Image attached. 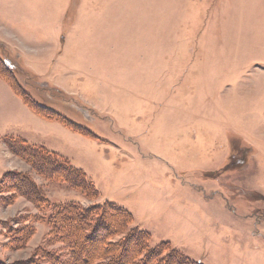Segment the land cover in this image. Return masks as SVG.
I'll list each match as a JSON object with an SVG mask.
<instances>
[{
  "label": "rangeland",
  "instance_id": "1",
  "mask_svg": "<svg viewBox=\"0 0 264 264\" xmlns=\"http://www.w3.org/2000/svg\"><path fill=\"white\" fill-rule=\"evenodd\" d=\"M1 59L0 264H65L45 219L65 203L124 208L109 239L141 230L160 256L264 264V0H0ZM14 138L79 169L93 194L37 172ZM7 172L47 203L2 185ZM128 248L118 262L134 264Z\"/></svg>",
  "mask_w": 264,
  "mask_h": 264
},
{
  "label": "trees",
  "instance_id": "2",
  "mask_svg": "<svg viewBox=\"0 0 264 264\" xmlns=\"http://www.w3.org/2000/svg\"><path fill=\"white\" fill-rule=\"evenodd\" d=\"M0 64L6 65L7 63L1 59ZM7 143L14 154L27 160L37 172L55 178L59 176V179L61 178L84 189H89L93 194V186L89 180H86L84 173L72 167L70 164L60 162L52 152L47 151L41 146L28 144L18 138L10 139ZM12 183L15 185H12ZM1 184L7 187L16 186V190L21 192L22 195L26 196L35 205L42 206L47 203L39 187L26 175L15 176L13 172H7L1 180ZM52 209L53 211L48 219L45 218L47 223L50 224L48 233L53 232L69 247L71 255L68 261H63L65 264H85L88 262H92L93 264H116L118 261H121L118 257L120 254L121 257L127 256L129 244H131L133 249L135 248L140 251V255L136 259H132L134 264L143 258V256L140 257L141 254H144V257L147 258L143 264L149 260H153L151 264H164L165 262V264H199L194 261L192 262L176 250H170L168 253L160 256L159 251L155 248H148L147 235L143 231L134 228H130L124 232L121 241L115 242L110 240L109 238L112 234L119 232L117 227L123 231L126 230L130 219V213L117 205L106 203V205L102 204L93 208H81L75 203H65L53 206ZM96 213L98 215L100 214L99 216L105 214V218H101L105 220L96 219L95 226H92L93 228L91 229L89 219ZM109 217H112V219H109ZM38 218L40 220L43 219L42 215H39ZM117 222L119 226L116 227ZM99 223L101 224L98 226ZM25 227H21L22 230L20 229V232L19 229L15 231L17 233H23L27 229H31L27 225ZM98 230L101 231V235H96L97 233L95 231ZM123 231L120 232L122 233ZM28 233L27 231L25 236H23L24 234H17L19 236L17 237L18 239L16 238L14 240V244H18V241L25 240L29 236ZM94 243H96V246H93ZM119 244L121 245L120 247L118 246ZM116 249L120 251L117 252ZM117 253H119L118 256ZM132 255L133 252H128V257H125L127 263ZM28 264L40 263L34 259ZM50 264H60V262L58 259H52L50 260ZM118 264H123V262H118Z\"/></svg>",
  "mask_w": 264,
  "mask_h": 264
}]
</instances>
